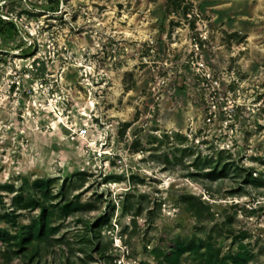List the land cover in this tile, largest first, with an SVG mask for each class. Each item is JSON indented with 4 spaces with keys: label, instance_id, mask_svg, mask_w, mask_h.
<instances>
[{
    "label": "rangeland",
    "instance_id": "374dc122",
    "mask_svg": "<svg viewBox=\"0 0 264 264\" xmlns=\"http://www.w3.org/2000/svg\"><path fill=\"white\" fill-rule=\"evenodd\" d=\"M181 1L7 3L0 227L15 233L4 215L28 183L57 178V190L82 171L89 183L68 196L91 210L57 213L60 230L20 251L0 242V264H203L191 251L170 261L175 241L193 236L219 257L264 264V0ZM218 154L236 163L228 177L190 176ZM184 195L209 204L214 220L198 223ZM17 213L23 226L39 211ZM104 214L96 235L107 252L91 258L85 223Z\"/></svg>",
    "mask_w": 264,
    "mask_h": 264
},
{
    "label": "trees",
    "instance_id": "16d2710c",
    "mask_svg": "<svg viewBox=\"0 0 264 264\" xmlns=\"http://www.w3.org/2000/svg\"><path fill=\"white\" fill-rule=\"evenodd\" d=\"M168 2H170V5L173 3L177 8H181L182 6L181 0H168ZM59 7L60 0H57V6L55 8L58 9ZM184 8L186 12L187 9L186 7ZM8 25L11 30H16L15 24L9 23ZM2 32L5 31L3 26L0 25V33ZM34 55L35 54H31L30 56ZM41 63L44 64L41 59H35L33 65L36 69L32 71L34 72L41 69L44 75L47 69L45 66L42 67ZM129 126L130 123L125 124V127L128 128ZM183 151H185V149ZM220 153L221 152H219V154ZM219 154L211 157L210 160L206 159V163L202 166L195 165L196 172H191L190 176L196 178L195 180L203 178L201 179L202 181L209 182H216L228 177L236 168L234 167L236 163L232 160L223 162ZM239 169L241 170L239 176H242V183L248 184L254 181L252 168L242 166L239 167ZM79 174L83 176L80 182L81 184L78 181L74 184L72 180L68 181L64 179L57 190L54 188V184L58 180L57 178L35 180L31 183L27 182L30 186L28 193L20 194L15 197L14 202L16 207L4 215V218L16 228V231L12 233L10 227H0V242L7 244L15 242L20 251L26 248L29 243L47 241L53 234H56L60 230V224L54 223V218L57 213L66 219L73 211L91 210L90 205H79V203L71 200L68 196L72 190H74V192L81 190L89 183L87 177L90 175L87 172L82 171ZM6 187L11 191L15 190L14 185H7ZM181 203L193 214L198 223L204 224L214 220L215 213L211 210L212 207L202 199L184 195L181 197ZM19 210L39 211V214L32 219L31 223L22 226L17 221V216L19 215L17 212ZM109 218V215L104 214L95 222L87 221L85 223L88 231V238L86 241L91 248L90 252H87L88 257L95 258L91 254L93 251H99L101 255L106 254V247L101 246L100 242L97 241L96 229L107 224ZM207 243L211 244V241H205L203 238L198 239L197 236H193L187 241L178 239V241L174 243L176 245L175 249L171 250L169 253L171 255L170 261L177 263L183 253L191 251L201 257L203 264H247V260L239 253L219 257L220 254H216L214 250H212L211 245L208 246Z\"/></svg>",
    "mask_w": 264,
    "mask_h": 264
},
{
    "label": "built area",
    "instance_id": "2783aa9c",
    "mask_svg": "<svg viewBox=\"0 0 264 264\" xmlns=\"http://www.w3.org/2000/svg\"><path fill=\"white\" fill-rule=\"evenodd\" d=\"M11 1V0H0V18L4 21V22H12V21H15L12 19V15H10L6 9L8 8H5L6 5H8L7 3ZM0 38H1V34H0ZM82 133H85L86 130L85 129H82L81 130Z\"/></svg>",
    "mask_w": 264,
    "mask_h": 264
}]
</instances>
